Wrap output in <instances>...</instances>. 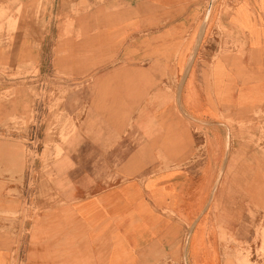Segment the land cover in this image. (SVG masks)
Returning <instances> with one entry per match:
<instances>
[{"label": "rangeland", "instance_id": "rangeland-1", "mask_svg": "<svg viewBox=\"0 0 264 264\" xmlns=\"http://www.w3.org/2000/svg\"><path fill=\"white\" fill-rule=\"evenodd\" d=\"M101 1L93 7L76 0L33 5L0 0V49L12 53L21 43L14 34L23 32L37 35L22 41L26 49L43 51L41 57L0 59V222L13 225L27 219L31 209L67 206L96 186L190 169L209 158L216 144L221 151L212 164L213 211L199 214L197 224L209 222L213 213L223 264H264V107L227 111L212 120L186 116L178 106L183 77L175 41H161L162 48L149 44L150 53L143 54L148 32H139L127 40L134 54L118 55L126 42L115 45L108 23L120 17L121 7ZM213 1L205 2L207 10ZM95 19L102 23L94 25ZM217 29L221 40L225 34V45L229 38L236 44L232 31L222 24ZM47 33L54 37L50 51L42 46ZM218 129L224 136L209 135ZM223 175L231 177L230 199L219 194ZM239 176L246 179L238 182ZM215 199H220L216 209ZM202 205L203 200L199 209ZM165 209L189 218V211ZM199 233L202 242L195 241ZM193 236L191 252L200 263L205 233Z\"/></svg>", "mask_w": 264, "mask_h": 264}, {"label": "crops", "instance_id": "crops-1", "mask_svg": "<svg viewBox=\"0 0 264 264\" xmlns=\"http://www.w3.org/2000/svg\"><path fill=\"white\" fill-rule=\"evenodd\" d=\"M19 1L33 5L38 0ZM76 1L85 6H102L101 0ZM111 2L121 7L120 17L108 23L115 45L126 42L125 49L117 50L118 55L134 54L136 48L127 40L139 32H148L142 39L143 54L150 53L149 44L162 48L161 41H175L176 67L183 77L177 99L183 114L195 120H212L227 111L264 107V0H214L208 7L210 11L205 5L207 0ZM101 23L102 20L94 21V25ZM218 24L233 32L237 45L230 38L225 45V34L222 40L217 36ZM35 38L37 35L23 32L14 34L13 39L21 43L10 54L0 49V59L7 55L17 61L43 56L42 49H26L28 44L22 43ZM53 38L50 33L42 38L46 51L52 50ZM209 135L221 137L224 133L218 129ZM215 145L210 146L209 158L206 155L205 161H196L190 169H165L96 186L91 194L85 193L67 206L49 211L31 209L27 219L13 225L0 222V264H223L213 234V213L209 222L200 227L197 224L199 214L213 211L209 202L216 182L212 164L221 151ZM239 177L238 182L246 179ZM219 182L221 199H230L231 177L223 175ZM218 202L220 199H215V209ZM166 207L189 211V218L171 216ZM196 231L205 233V243L199 251V257L204 255V259L199 258L200 263L198 254L191 252ZM202 239V233L195 237L196 242Z\"/></svg>", "mask_w": 264, "mask_h": 264}]
</instances>
